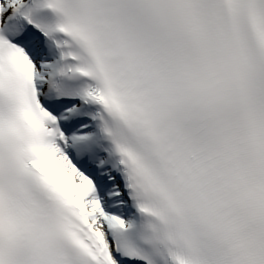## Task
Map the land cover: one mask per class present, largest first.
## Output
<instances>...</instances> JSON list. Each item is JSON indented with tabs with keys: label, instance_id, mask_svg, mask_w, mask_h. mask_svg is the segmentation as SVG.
I'll return each mask as SVG.
<instances>
[{
	"label": "snow or ice",
	"instance_id": "obj_1",
	"mask_svg": "<svg viewBox=\"0 0 264 264\" xmlns=\"http://www.w3.org/2000/svg\"><path fill=\"white\" fill-rule=\"evenodd\" d=\"M0 264H264V0H0Z\"/></svg>",
	"mask_w": 264,
	"mask_h": 264
}]
</instances>
